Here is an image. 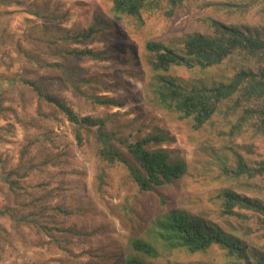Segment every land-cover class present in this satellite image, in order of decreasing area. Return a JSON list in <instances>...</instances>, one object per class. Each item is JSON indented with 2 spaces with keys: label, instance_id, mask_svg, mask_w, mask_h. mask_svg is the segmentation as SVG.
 <instances>
[{
  "label": "rangeland",
  "instance_id": "1",
  "mask_svg": "<svg viewBox=\"0 0 264 264\" xmlns=\"http://www.w3.org/2000/svg\"><path fill=\"white\" fill-rule=\"evenodd\" d=\"M0 1V209L15 205L3 179L26 171L17 179L18 202L33 204L19 215L40 217L50 232L24 227L19 237L8 217H0V264H122L134 254L130 238L146 239L149 222L168 211L185 212L225 232L235 230L254 250L251 255H264L257 215L246 212L244 221L222 216L217 199L229 188L264 203V176L231 173L238 157L248 166L264 160V135L248 125L234 129L236 117L224 114L226 105L198 130L190 119L161 107L153 89V54L145 47L154 42L178 49L190 35L211 33V20L262 32L264 0H181L175 5L161 0L136 17L113 13L111 0ZM90 29L89 37H79ZM89 49L100 59L68 54ZM241 68L254 67L231 59L206 69L172 67L166 75L186 85H210ZM25 81L79 117L105 119L106 130L118 137L162 134L166 141L154 147L184 160L187 173L141 192L123 166L99 158L95 128L81 129L77 142L64 115L38 100ZM99 96L121 105L100 106ZM55 226L72 233H56ZM145 260L242 264L218 246L189 253L159 245L157 257Z\"/></svg>",
  "mask_w": 264,
  "mask_h": 264
},
{
  "label": "trees",
  "instance_id": "2",
  "mask_svg": "<svg viewBox=\"0 0 264 264\" xmlns=\"http://www.w3.org/2000/svg\"><path fill=\"white\" fill-rule=\"evenodd\" d=\"M168 1L175 5L181 0ZM160 2L161 0H111V11L116 15L136 17L142 10L159 5ZM209 26L211 33L190 35L178 49L154 42L146 44V49L153 54L150 65L154 79L153 89L159 105L178 113L182 119H190L195 130L202 128L221 105H226L224 114L236 117L234 129L240 130L248 125L255 133L264 135V31L228 26L214 20H211ZM90 30L88 35L79 37H89L92 33V29ZM68 54L100 59L99 54L90 49L71 50ZM231 59L254 68H241L233 76L210 85H186L166 75L172 67L206 69ZM23 83L35 92L38 100L64 115L73 127L77 142L81 141V129L95 128L99 158L109 166H123L141 192H152L170 185L187 173L184 160L173 158L163 148L154 147L166 141L162 134H147L134 140L118 137L116 132L106 130L105 119L79 117L66 104L44 93L34 83ZM95 102L100 106L121 105L115 99L104 96L96 97ZM231 173L236 177H262L264 160L248 166L238 157L236 169ZM12 175L16 177L15 180L11 178ZM26 175V171L18 174L15 170L3 179L7 186L6 194L14 198L15 205L5 204L0 209V217H8L11 230L19 237L23 236L24 227L36 234L50 233L47 231V223L42 222L40 217L19 215L33 204L18 202L17 179ZM217 199L222 216L244 221L247 219L246 212L253 213L257 215L259 225L264 230L263 202L229 188L221 190ZM52 229L56 233H72L70 228L55 226ZM146 230V239L130 238L129 247L134 254L123 258L122 264H153L145 258L157 257L159 245L168 249L183 248L189 253L204 252L218 246L228 257L242 264H264V255H258L256 251L251 255L254 250H249L235 234V230L225 232L215 224L182 211H168L157 215L149 222Z\"/></svg>",
  "mask_w": 264,
  "mask_h": 264
},
{
  "label": "bare ground",
  "instance_id": "3",
  "mask_svg": "<svg viewBox=\"0 0 264 264\" xmlns=\"http://www.w3.org/2000/svg\"><path fill=\"white\" fill-rule=\"evenodd\" d=\"M122 42V41H121Z\"/></svg>",
  "mask_w": 264,
  "mask_h": 264
}]
</instances>
